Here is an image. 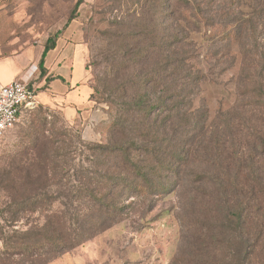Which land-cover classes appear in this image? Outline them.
<instances>
[{
  "label": "trees",
  "instance_id": "trees-1",
  "mask_svg": "<svg viewBox=\"0 0 264 264\" xmlns=\"http://www.w3.org/2000/svg\"><path fill=\"white\" fill-rule=\"evenodd\" d=\"M83 1L76 2L65 27L76 18ZM219 2L126 0L117 9L108 35L110 70L89 97L109 106L113 120L108 139L76 142L70 138L79 139L71 128L48 127L43 118L32 122L17 149L4 154L0 235L7 236L0 263L18 258L46 264L125 219L139 201L149 199L148 209L154 208V198L181 189L184 179L193 177L196 187L205 192L204 164L212 147L216 165L218 139L214 135L211 146L206 144L208 111L194 105L200 86L208 80L199 57L205 41L233 43L243 30L233 5L217 9ZM62 32L48 37L38 63L39 78L46 84L64 81L61 75H49L46 66ZM256 68L248 62V81L255 78L250 70ZM259 155L256 149L251 155L243 197L239 188L226 196L216 179L217 203L208 207L203 197L192 201L187 209L190 216L183 222L186 245L168 264H255L256 254L264 256ZM75 160L80 162L76 165ZM78 169L84 174L80 184L66 182ZM235 183L231 181V186ZM61 205L71 210L63 214ZM207 208L219 213L216 219L205 216ZM39 211L46 217L43 222L25 231L15 228L21 218ZM6 226L12 230L6 233Z\"/></svg>",
  "mask_w": 264,
  "mask_h": 264
},
{
  "label": "rangeland",
  "instance_id": "rangeland-1",
  "mask_svg": "<svg viewBox=\"0 0 264 264\" xmlns=\"http://www.w3.org/2000/svg\"><path fill=\"white\" fill-rule=\"evenodd\" d=\"M77 1L0 0V47L4 54H13L26 47L43 49L48 37L62 29L57 46L68 54H72L74 47L83 51L87 70L85 83L92 91L107 78L110 70L108 35L114 15L119 13L117 9L126 0H84L76 18L65 27ZM230 4L243 24L242 36L226 44L205 41L199 57L208 80L200 86L194 105H202L208 111L206 144L211 146L214 135L218 139L216 165L212 163V147L204 164L208 173L203 183L205 192L196 187L193 177L184 179L181 189L154 198V208L148 209L149 199L139 201L137 208L130 211L125 219L46 264H168L186 245L183 222L190 216L187 209L192 201L203 197L208 207L217 203L220 189L216 179L222 188L224 185L226 196L238 192L239 188L238 194L243 197L241 188L255 149L260 153L257 174L264 179V0H220L216 8L220 5V8L228 10ZM248 60L257 67L250 70L251 75L255 74L252 81H248L245 75L249 72ZM32 65L36 75L28 81L35 85L39 102L26 111L19 124L7 134L0 147V170L4 154L17 149L16 144L25 136L32 122L44 121L43 118H47L48 127L57 130L71 128L79 139L73 135L70 138L76 142L105 143L108 139L113 118L105 101H91L90 107L87 110L83 107L79 111L80 117L72 120L66 114L65 102L52 89L51 82L41 81L37 65ZM79 162L75 160L76 165ZM83 175L79 169L72 170L66 182L77 180L74 184L79 185L78 180H82ZM231 181H236L234 186H231ZM49 191H54V187ZM3 195L0 187V212ZM61 208L63 214L71 210L68 206L61 205ZM208 210L205 216L216 219L219 213ZM43 213L39 211L21 218L15 228L25 231L30 225L43 222L46 219ZM11 228L6 226V233ZM5 236L7 234L0 235V251L4 249ZM253 261L264 264V256L256 254ZM7 264L31 262L17 258Z\"/></svg>",
  "mask_w": 264,
  "mask_h": 264
},
{
  "label": "crops",
  "instance_id": "crops-1",
  "mask_svg": "<svg viewBox=\"0 0 264 264\" xmlns=\"http://www.w3.org/2000/svg\"><path fill=\"white\" fill-rule=\"evenodd\" d=\"M42 52V48L34 50L31 47H26L13 54H4L0 47V83L8 84L15 79L28 81L32 76H35L36 72H34L32 64L37 65L36 69L38 70ZM46 66L49 75H61L64 78V81L61 79L51 81V86L58 93V97L65 102L67 116L72 120L77 116L80 117L79 111L83 107L87 110L91 105L89 99L91 88L85 83L87 70L83 51L74 47L72 54H68V52L64 53L62 49L59 50L57 46L56 49L48 53ZM5 138L1 146L5 142Z\"/></svg>",
  "mask_w": 264,
  "mask_h": 264
},
{
  "label": "built area",
  "instance_id": "built-area-1",
  "mask_svg": "<svg viewBox=\"0 0 264 264\" xmlns=\"http://www.w3.org/2000/svg\"><path fill=\"white\" fill-rule=\"evenodd\" d=\"M30 84L23 79L0 83V147L8 132L19 124L22 115L39 102L36 87Z\"/></svg>",
  "mask_w": 264,
  "mask_h": 264
}]
</instances>
